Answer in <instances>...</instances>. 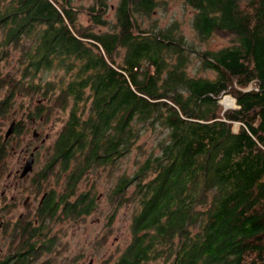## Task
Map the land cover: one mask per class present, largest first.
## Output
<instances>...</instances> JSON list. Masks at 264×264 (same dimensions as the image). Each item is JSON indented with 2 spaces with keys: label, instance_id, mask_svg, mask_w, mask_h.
I'll list each match as a JSON object with an SVG mask.
<instances>
[{
  "label": "trees",
  "instance_id": "obj_1",
  "mask_svg": "<svg viewBox=\"0 0 264 264\" xmlns=\"http://www.w3.org/2000/svg\"><path fill=\"white\" fill-rule=\"evenodd\" d=\"M108 1L90 27L72 0H0V59L15 49L21 63L20 78L0 84L5 97L41 93L68 110L50 162L67 173L53 216L95 211L81 180L135 149L134 171L110 194L118 208L134 204L117 264H264V0H183L200 42L231 38L216 50L178 22L143 25L159 0ZM196 53L214 77L190 72Z\"/></svg>",
  "mask_w": 264,
  "mask_h": 264
},
{
  "label": "rangeland",
  "instance_id": "obj_2",
  "mask_svg": "<svg viewBox=\"0 0 264 264\" xmlns=\"http://www.w3.org/2000/svg\"><path fill=\"white\" fill-rule=\"evenodd\" d=\"M119 0H109V5L115 6ZM76 9L79 10V22L84 26H92V14L94 10L92 7L97 5L98 0H72ZM157 9L152 13L151 17H146L142 21L143 25L158 24L161 27L170 25L173 21L180 24V30L191 41L196 42L197 47L202 50L211 49L216 50L223 46L229 45L231 38L229 36H222L219 34L213 35L206 42H200L197 32L192 25L193 11L188 7L183 0H159ZM112 10V9H111ZM107 15H109L110 11ZM113 12L110 13V17ZM193 59L190 64V72L192 74H203L214 77L215 74L209 69H202L201 62L197 57V53L192 55ZM20 52L11 49L8 58L0 59V84L5 82L4 79L10 73L20 78ZM54 73H46L44 75L43 84L45 80H52ZM41 80V78H39ZM37 81V77L35 82ZM38 82V81H37ZM7 87L0 86V98L6 96ZM17 98L22 99L26 104L32 100H40L38 109L43 110L42 115H38L36 128L40 133L37 138V145L40 146L38 151V167L45 165L51 158L53 153L54 143L68 118V110L64 111L59 108H51L52 101L43 99L41 93H34L29 95L18 94ZM222 103L226 107H236L235 100L231 96H224ZM39 113V111H38ZM33 130V129H32ZM32 130L28 134V138L32 137ZM48 138L42 143L45 136ZM146 140L144 147L151 149L154 146L156 138L154 136L143 137L140 141ZM137 151L135 149L131 154L126 156L121 161L120 167H114L111 172L108 169H100L99 173L91 174L89 179L85 177L81 180L79 191L84 192L88 188L93 187L97 192L96 209L88 216H81L80 218L71 219L70 217H63V219H53L49 223L47 236L42 239L44 242H51L53 244L52 251L42 253L40 260L49 259L50 264H86L90 258L97 260L99 264L103 259L105 262H111L118 259L130 242L131 233L130 226L132 222V215L134 212V204H125L117 207L116 197L113 200L110 194L117 184L119 176L124 172L131 175L135 169V157ZM58 166L52 171V179L56 177ZM67 173L63 172L62 177L55 181L54 188L57 193L65 189ZM134 191L131 186L128 194Z\"/></svg>",
  "mask_w": 264,
  "mask_h": 264
},
{
  "label": "flooded vegetation",
  "instance_id": "obj_3",
  "mask_svg": "<svg viewBox=\"0 0 264 264\" xmlns=\"http://www.w3.org/2000/svg\"><path fill=\"white\" fill-rule=\"evenodd\" d=\"M18 94L0 98V264H50L49 259L40 260V255L52 251L53 244L50 239L48 243L42 239L47 236L49 223L64 217L60 209V216H53V196L60 194L54 184L63 172L60 174L58 169L52 179L51 158L38 167L40 146L36 141L40 133L36 124L41 102L31 99L26 104L17 98ZM31 130L32 137L28 138ZM47 138L48 135L42 143ZM31 157V169L25 172ZM59 201L57 198L56 204ZM105 260L99 264L118 261ZM96 263L95 258H90L86 264Z\"/></svg>",
  "mask_w": 264,
  "mask_h": 264
},
{
  "label": "water",
  "instance_id": "obj_4",
  "mask_svg": "<svg viewBox=\"0 0 264 264\" xmlns=\"http://www.w3.org/2000/svg\"><path fill=\"white\" fill-rule=\"evenodd\" d=\"M226 96H230V95H226ZM234 100H235V98H234ZM235 102H236V100H235ZM222 103V102H221ZM223 104V103H222ZM228 107H226L225 106V109H227ZM33 161H34V158L33 157H31V159L28 161V166L26 167V169H25V172L26 171H28L29 169H31V166H32V163H33Z\"/></svg>",
  "mask_w": 264,
  "mask_h": 264
},
{
  "label": "bare ground",
  "instance_id": "obj_5",
  "mask_svg": "<svg viewBox=\"0 0 264 264\" xmlns=\"http://www.w3.org/2000/svg\"><path fill=\"white\" fill-rule=\"evenodd\" d=\"M232 98V97H231ZM234 99V98H233ZM236 103V102H235ZM231 107V106H230ZM230 107H228V108H230ZM233 107V106H232Z\"/></svg>",
  "mask_w": 264,
  "mask_h": 264
}]
</instances>
